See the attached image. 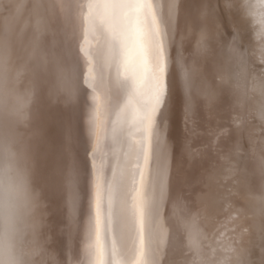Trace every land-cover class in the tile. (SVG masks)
<instances>
[{
	"label": "snow or ice",
	"instance_id": "obj_1",
	"mask_svg": "<svg viewBox=\"0 0 264 264\" xmlns=\"http://www.w3.org/2000/svg\"><path fill=\"white\" fill-rule=\"evenodd\" d=\"M72 5L81 9L76 12L82 19L80 53L92 61L97 48L107 43L109 55L119 58L122 82L145 100L132 158L119 176L113 175L107 192L108 219L133 247V264H166L170 256L169 264H264V48L257 57L245 44L251 24L264 45V0H87V11L80 0H55L54 6L67 11ZM40 7L48 5L41 0ZM182 19L187 30L181 36V84L175 94L182 101L184 137L178 148L169 146L170 134L159 130L157 118L174 95L169 71ZM193 37L195 47L186 63L183 41ZM88 78L95 80L92 67ZM178 154L186 165L190 195L173 205L179 240L173 244L165 212ZM104 169L101 160L87 221L88 233L95 235L87 247L97 264H104L98 246L105 224ZM225 189L226 222L217 219L219 226L209 235L201 222L218 206L223 209ZM81 203L77 194L74 224ZM225 232L227 245L217 239ZM61 262L69 264L65 251L45 260Z\"/></svg>",
	"mask_w": 264,
	"mask_h": 264
},
{
	"label": "bare ground",
	"instance_id": "obj_2",
	"mask_svg": "<svg viewBox=\"0 0 264 264\" xmlns=\"http://www.w3.org/2000/svg\"><path fill=\"white\" fill-rule=\"evenodd\" d=\"M40 2L0 0V167L11 165L23 173L30 189L26 224L14 238L15 254L11 248L5 254L0 246V260L45 264L49 254L65 251L69 264H97V257L89 255L87 247L95 239L88 233L87 221L94 202L96 165L103 160L105 224L98 246L103 250L104 264H133V247L118 228L113 230L108 219L107 192L113 175L119 176L121 167L132 158L136 125L145 100L139 94L133 95L122 82L119 58L109 55L107 43L97 48L92 61L80 53L82 19L76 12L81 9L72 5L62 11L54 6L55 0H44L48 7L42 8ZM80 3L87 11V0ZM247 27L246 47L259 57L264 48L259 44V30L251 24ZM186 30L182 19L173 41L169 71L174 95L157 118L159 130L170 134L169 146L175 144L178 148L184 130L182 101L175 90L181 84L179 53ZM183 43L188 47L186 63H190L195 37ZM89 67L94 70V81L88 78ZM186 180V165L178 154L172 166L165 212L173 244L179 243L173 205L190 195ZM222 191L223 209L218 206L201 222L209 235L219 226L217 219L226 222V189ZM77 194L82 203L74 224L72 203ZM193 199L199 207L197 197ZM252 207H256L254 200ZM249 218L253 219L251 213ZM255 219L259 221V217ZM146 235L150 244L151 234ZM217 239L227 245L230 237L225 232Z\"/></svg>",
	"mask_w": 264,
	"mask_h": 264
},
{
	"label": "clouds",
	"instance_id": "obj_3",
	"mask_svg": "<svg viewBox=\"0 0 264 264\" xmlns=\"http://www.w3.org/2000/svg\"><path fill=\"white\" fill-rule=\"evenodd\" d=\"M29 201L27 177L11 165L0 167V246L5 254L9 248L15 254L14 238L26 224L25 209ZM0 264H20V261L5 258Z\"/></svg>",
	"mask_w": 264,
	"mask_h": 264
},
{
	"label": "rangeland",
	"instance_id": "obj_4",
	"mask_svg": "<svg viewBox=\"0 0 264 264\" xmlns=\"http://www.w3.org/2000/svg\"><path fill=\"white\" fill-rule=\"evenodd\" d=\"M246 44V43H245Z\"/></svg>",
	"mask_w": 264,
	"mask_h": 264
}]
</instances>
